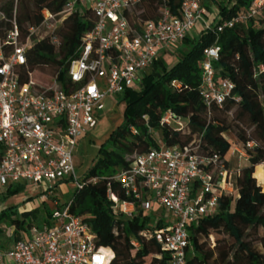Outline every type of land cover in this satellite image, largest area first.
<instances>
[{"label": "built area", "instance_id": "1", "mask_svg": "<svg viewBox=\"0 0 264 264\" xmlns=\"http://www.w3.org/2000/svg\"><path fill=\"white\" fill-rule=\"evenodd\" d=\"M79 1L83 0H67L58 13L44 8L42 22L29 28L25 41L15 21L4 35L0 33V192L12 184L39 186L70 178L80 186L74 151L96 127L107 96L138 89L141 74L160 53L184 39L208 13L205 0H184L181 16L164 8L159 18L140 21L138 27L128 14L140 0H88L84 9L77 7ZM86 8L96 21L85 32L79 53L67 60L73 86L65 89L58 75L50 84L37 82L27 57L32 36L48 37L59 46L63 19ZM263 11L264 0H253L246 12L224 19L217 29L247 22ZM4 17L0 12V19ZM219 51L218 45L206 48L202 61V93L208 105L239 99L233 81L216 82L214 60ZM253 145L247 143L249 148ZM242 149H237L240 157H247ZM239 173L240 167H229L217 153L162 145L138 154L130 168L115 175L133 200H122L111 191L108 195L120 217L131 216L137 202L146 211L161 208L166 224L155 231L156 238L168 252L169 264H187L191 227L217 211L220 193L238 195L234 178ZM71 202L53 198L43 224L31 225L13 245L0 249V264H112L113 252L97 244L92 226L71 212Z\"/></svg>", "mask_w": 264, "mask_h": 264}, {"label": "trees", "instance_id": "2", "mask_svg": "<svg viewBox=\"0 0 264 264\" xmlns=\"http://www.w3.org/2000/svg\"><path fill=\"white\" fill-rule=\"evenodd\" d=\"M66 1L0 0V12L5 15L0 19L1 35L15 21L25 41L29 28L42 22L44 8L58 13ZM183 1L140 0L137 5L141 12L128 16L138 27L140 21L159 18L164 8L181 16ZM213 1L205 0L204 5L216 13L215 18L198 35L187 33L174 44L176 60L168 63L162 56L171 49L163 50L141 74L139 89H127L119 95L125 101L123 122L101 144L92 166L80 177L81 185L69 195L71 212L92 226L99 246L113 252L112 264H169V254L155 235L166 224L156 206L146 211L137 202L131 216L115 215L109 191L122 200H133L115 175L130 168L138 154L162 145L217 153L231 167L232 142L225 135L229 132L248 155V163L239 166L240 173L234 178L238 195L220 193L217 211L191 227L187 264H264V251L254 244L257 241L264 249V191L257 182V178L264 179V11L257 18L219 32L221 21L246 12L253 0ZM95 21L89 8L75 9L61 23L59 46L48 37L38 40L32 36L27 52L29 68L37 72V68L54 67L63 87L70 89L73 84L67 77V60L79 53L83 36ZM213 45L220 46L219 57L214 60L216 82L233 81V93L239 97L223 105H208L202 93V61L205 49ZM27 80L22 75L21 81ZM52 81L53 77L46 84ZM174 81L179 85H173ZM248 142L254 145L249 148ZM24 187L25 183L12 184L6 191L11 195ZM45 211L48 214L50 208L45 206ZM38 212V208L19 211L18 206L0 211V224L14 228L10 246L36 223ZM8 243L0 241V249L9 248Z\"/></svg>", "mask_w": 264, "mask_h": 264}, {"label": "rangeland", "instance_id": "3", "mask_svg": "<svg viewBox=\"0 0 264 264\" xmlns=\"http://www.w3.org/2000/svg\"><path fill=\"white\" fill-rule=\"evenodd\" d=\"M207 1L214 4L213 0ZM84 8L85 6L83 5V9ZM216 11L217 9L214 10V12ZM140 12L141 10L138 9V5L133 7L130 11L132 15L139 14ZM205 19L207 20V22H210V20L213 19V12L208 11ZM139 21L140 19H138V22ZM199 24L200 22L190 32L191 34L198 35V33L201 31ZM170 49L171 51L165 52L162 57L168 63H173L176 60L173 53L177 51V45H172ZM56 75L57 69L52 66L37 68V72L34 73L35 80L43 84L51 81L52 77H55ZM124 110L125 101L121 100L119 95L112 94L107 96L104 109H102L99 113V120L96 127L92 128L87 133V135L80 140L74 151V163L76 168L75 178L83 176L92 166L101 144L104 143L109 137L110 133L123 122ZM173 125L178 126L179 124L174 123ZM225 135L232 142V150L230 154L231 165H246L248 163V155L247 157L241 158L240 153L238 152V150L243 151L242 143L232 132L226 133ZM156 137L159 136L156 135ZM262 164L264 169V163ZM257 182L262 188V191H264V179L259 180L257 178ZM49 186L53 187V190H51V192L49 190ZM76 187V181L70 178L58 183H43L39 186L28 185L11 195H8L7 191L5 190L0 192V211L9 206H18L19 211L38 208L39 212L35 221L37 224H43L46 220L45 206H54L52 201H50L52 199L51 197H53L54 195H58V197H60V202H67L69 200V195H71L75 191ZM43 196L46 197L43 198ZM155 211L158 213V215L162 214L161 208H157V210ZM170 218L172 222L175 220L174 216H171ZM0 229H2V231L0 232V241H2L3 243H8V240L13 234L14 228L6 223H1ZM227 239L229 240V238ZM229 241L232 242L231 240ZM254 244L258 249L264 251L259 242L255 241ZM8 246H10V244Z\"/></svg>", "mask_w": 264, "mask_h": 264}, {"label": "crops", "instance_id": "4", "mask_svg": "<svg viewBox=\"0 0 264 264\" xmlns=\"http://www.w3.org/2000/svg\"><path fill=\"white\" fill-rule=\"evenodd\" d=\"M83 5L86 7V6L88 5V0H83V1H79V2H77V7H78V8L82 9V8H83ZM215 16H216V13H213V19L215 18ZM213 19H212V20H213ZM212 20H210V22H207V20L204 18V20L200 21V24H199V25H200V28H201V29L205 28L206 25L210 24ZM198 23H199V22H198ZM198 23H197V25H198ZM197 25H196V26H197ZM196 26H195V27H196ZM195 27H194V28H195ZM194 28H193V29H194ZM193 29H192V30H193ZM192 30H190L189 33H190ZM94 128H95V127H94ZM81 139H82V138H81ZM81 139H80V140H81ZM80 140H79V142H80ZM79 142H78V144H79ZM78 144H77V145H78ZM75 149H76V148H75ZM230 154H231V152H230ZM232 166H234V167H239V166H241V165H232ZM51 198H52V199H53V198H57V199L60 200V197H58V195H54V196L51 197ZM52 199H51L50 201H52V203H53V200H52ZM43 200H44V199H43ZM44 202H45V201H44ZM60 203H62V202H60ZM48 207L51 209L53 206H48Z\"/></svg>", "mask_w": 264, "mask_h": 264}]
</instances>
